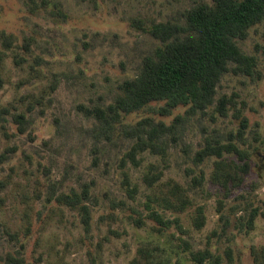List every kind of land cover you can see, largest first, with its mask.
<instances>
[{
  "label": "rangeland",
  "instance_id": "1",
  "mask_svg": "<svg viewBox=\"0 0 264 264\" xmlns=\"http://www.w3.org/2000/svg\"><path fill=\"white\" fill-rule=\"evenodd\" d=\"M202 2L0 0V264H137L143 247L154 264H196L190 252L206 249L204 264H264V20L237 40L259 76L226 73L206 110L167 116L155 103L106 129L88 112L140 73L160 43L153 22L183 21ZM177 115L165 152L129 155V127ZM207 143L242 154L203 156ZM73 192L89 228L63 198Z\"/></svg>",
  "mask_w": 264,
  "mask_h": 264
},
{
  "label": "trees",
  "instance_id": "2",
  "mask_svg": "<svg viewBox=\"0 0 264 264\" xmlns=\"http://www.w3.org/2000/svg\"><path fill=\"white\" fill-rule=\"evenodd\" d=\"M263 20L264 0H211L186 11L183 21L153 22L146 30L160 43L144 58L140 73L119 85L120 93L113 103L106 107L95 106L88 112L99 121L101 129H106L120 122L122 115L155 108V103L159 104L155 110L167 116L179 107H187L189 113L206 110L214 104L218 85L226 73L233 71L251 76L257 73V58L243 52L237 40L247 38L249 30ZM257 74L259 76V71ZM228 103L226 96L218 101L224 115ZM1 110L4 108L0 107L3 113ZM183 119L177 115L170 125L145 119L129 127L132 136L137 138L129 155L135 159L137 152L145 150L165 152L163 136L175 130ZM17 120L24 122L25 116L19 114ZM246 121L244 118L243 126H247ZM224 151L242 154L235 145L215 147L207 143L202 155L221 156ZM240 168L247 174L250 165L246 161ZM174 188L183 199L181 188L177 185ZM63 198L70 205L80 207L83 223L89 228L90 208L80 194L73 192ZM256 215V211L251 214L252 225ZM153 218L159 226L157 229L163 231V218L158 213H154ZM139 255L137 264H154L149 248L143 247ZM190 255L196 264H204L213 257L208 249L192 250Z\"/></svg>",
  "mask_w": 264,
  "mask_h": 264
}]
</instances>
